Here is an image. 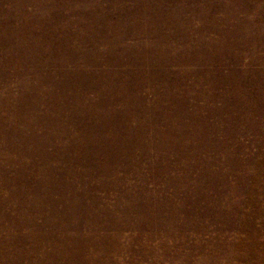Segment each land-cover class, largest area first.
Returning <instances> with one entry per match:
<instances>
[{
  "label": "rangeland",
  "instance_id": "1",
  "mask_svg": "<svg viewBox=\"0 0 264 264\" xmlns=\"http://www.w3.org/2000/svg\"><path fill=\"white\" fill-rule=\"evenodd\" d=\"M0 264H264V0H0Z\"/></svg>",
  "mask_w": 264,
  "mask_h": 264
}]
</instances>
